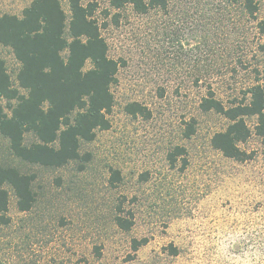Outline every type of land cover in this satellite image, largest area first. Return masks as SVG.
Here are the masks:
<instances>
[{
	"label": "rangeland",
	"instance_id": "rangeland-1",
	"mask_svg": "<svg viewBox=\"0 0 264 264\" xmlns=\"http://www.w3.org/2000/svg\"><path fill=\"white\" fill-rule=\"evenodd\" d=\"M32 1L0 0V15ZM84 3L96 6L109 55L121 62L111 126L60 168L22 164L0 136V160L36 172L38 194L20 212L11 193L13 222L0 238L33 264H264V143L253 133L242 144L250 159L225 157L211 139L229 120L201 105L210 90L229 107L264 85V0H167L146 13ZM0 52L15 80L19 62ZM134 102L143 113L128 112ZM178 146L186 152L174 163ZM118 216L133 221L129 230Z\"/></svg>",
	"mask_w": 264,
	"mask_h": 264
},
{
	"label": "trees",
	"instance_id": "trees-1",
	"mask_svg": "<svg viewBox=\"0 0 264 264\" xmlns=\"http://www.w3.org/2000/svg\"><path fill=\"white\" fill-rule=\"evenodd\" d=\"M67 1L69 12L61 0H33L20 15H0V45L9 48L20 64L13 80L0 52V136L8 141L12 156L28 166L60 168L81 161L82 144L93 141L98 130L111 126L115 107L112 86L118 80L121 62L109 55L108 43L94 16L96 6L86 5L84 0ZM127 4L146 13L165 8L167 0H112L116 8ZM201 105L229 120L226 129L211 139L212 146L225 157L250 159L253 153L242 144L253 133L264 143V85L260 80L248 88L243 100L229 107L212 90ZM127 110L135 114L145 108L134 102ZM252 117L256 118L253 128L248 122ZM194 131L195 126L189 124L187 136ZM185 152L186 148L178 146L170 159L176 163V157ZM183 164L186 167V158ZM36 179V172L0 160V229L9 228L13 222L11 193L20 212H28L35 205ZM116 222L125 230L133 224L121 216ZM146 242V238L135 240V249ZM16 244L11 238L6 242L0 238V264H33L29 256L9 251Z\"/></svg>",
	"mask_w": 264,
	"mask_h": 264
}]
</instances>
